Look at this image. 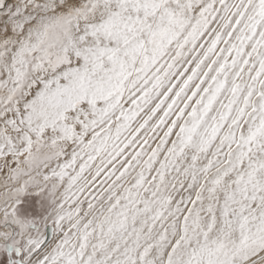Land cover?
<instances>
[{"label": "snow or ice", "instance_id": "obj_1", "mask_svg": "<svg viewBox=\"0 0 264 264\" xmlns=\"http://www.w3.org/2000/svg\"><path fill=\"white\" fill-rule=\"evenodd\" d=\"M6 264H264V0H0Z\"/></svg>", "mask_w": 264, "mask_h": 264}, {"label": "rangeland", "instance_id": "obj_2", "mask_svg": "<svg viewBox=\"0 0 264 264\" xmlns=\"http://www.w3.org/2000/svg\"><path fill=\"white\" fill-rule=\"evenodd\" d=\"M7 258L3 256V254H0V264H6Z\"/></svg>", "mask_w": 264, "mask_h": 264}]
</instances>
